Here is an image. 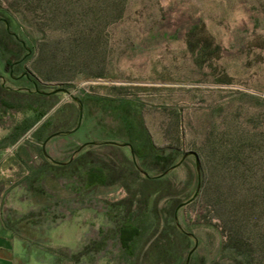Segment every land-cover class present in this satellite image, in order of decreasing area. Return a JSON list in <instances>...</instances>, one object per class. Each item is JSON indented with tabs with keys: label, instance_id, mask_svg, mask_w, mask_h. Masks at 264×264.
Wrapping results in <instances>:
<instances>
[{
	"label": "rangeland",
	"instance_id": "374dc122",
	"mask_svg": "<svg viewBox=\"0 0 264 264\" xmlns=\"http://www.w3.org/2000/svg\"><path fill=\"white\" fill-rule=\"evenodd\" d=\"M1 104L28 139L0 207L32 264H118L106 210L171 166L148 199L175 201L180 233L149 215L133 264H264V0H0ZM50 134L53 158L84 145L107 182L45 167L29 140Z\"/></svg>",
	"mask_w": 264,
	"mask_h": 264
},
{
	"label": "trees",
	"instance_id": "16d2710c",
	"mask_svg": "<svg viewBox=\"0 0 264 264\" xmlns=\"http://www.w3.org/2000/svg\"><path fill=\"white\" fill-rule=\"evenodd\" d=\"M1 105L0 111H5L7 104ZM46 121L43 122L38 128L42 127ZM140 132L144 139L143 142H141L139 148H137V153H139L138 155L142 158L154 155L157 157L160 166H166L169 162V158H172V152H168L166 155H163L161 152L156 154L150 153L145 142L146 133L144 130H140ZM53 135L56 134L43 136L40 137V139L43 141ZM162 150L163 149H160L159 151ZM43 163L45 164V167L48 168L49 166L57 167V165L49 163L46 160ZM109 166H111V164H109ZM58 167H70L69 175H76L78 178L80 176L81 170H83V172L87 174V178L89 177L88 181H91V183L94 185L106 183L109 175L108 164L100 163L96 159V156L92 155L91 152L81 154L69 161L67 164L62 166L58 165ZM164 171L165 170H163L161 173ZM161 173L155 177L146 175L143 178L142 185L139 186V189L135 191V193H133L136 194L135 196L139 195V200L131 196V198L113 202L110 204V208L105 212V216L107 220L111 222V225L107 226L104 231L99 233L101 238L100 243L102 246H104L106 240L111 239L113 243L115 242L117 244L116 256L118 264H133L138 258L139 244L141 246L143 244V242L141 243L143 237H146L144 236L146 230L145 222L149 215L152 216L158 226L160 223L164 224V229L167 230L169 236L172 232L176 234L180 233L179 228L174 225V218L176 209L178 207L177 204H175V201L170 200L167 202L168 205L160 210H157L155 208V203L152 202L150 205L148 199L149 195L152 193H157L161 190L164 183L163 179L165 177L164 174ZM149 186L153 187L149 192H147V187ZM161 237H163L162 234ZM158 241L160 243L162 240L158 239Z\"/></svg>",
	"mask_w": 264,
	"mask_h": 264
},
{
	"label": "crops",
	"instance_id": "0c3cea01",
	"mask_svg": "<svg viewBox=\"0 0 264 264\" xmlns=\"http://www.w3.org/2000/svg\"><path fill=\"white\" fill-rule=\"evenodd\" d=\"M11 109L12 106L7 104L5 111H0V174L6 171L7 174L5 175L7 177H11L10 172L15 171L17 165L19 166L22 154L24 153V147H26L24 141L28 139L23 135L16 137V123L14 120L12 122L7 120L6 122V119H9L10 117ZM35 126L32 125V128ZM52 138L53 136L43 141L40 138H30L31 140H29V142L35 146H40L42 148L41 156L43 162L46 160L49 163L60 166L67 164V160L63 161L53 158L54 155L58 156L60 154H63L66 149L65 144H62V146L60 147V144L57 145V142L52 141ZM69 141V143H77V140ZM50 160H52V162H50ZM23 185L26 189H28V187H26V184ZM5 187H11V190H15L17 187L15 180L8 179ZM29 188H32L30 183ZM2 194L3 193L0 192V196ZM5 216H7L8 218L11 217V220L13 219L11 213H9L8 210L4 211L3 208L0 207V264H32V261L30 259L32 241L27 240L25 236L17 233L15 229L11 228L7 223H5V221H7V218ZM38 251L40 253L47 254V251L41 250V248H39ZM47 259L48 258L45 259V264H48ZM52 262L54 263V261Z\"/></svg>",
	"mask_w": 264,
	"mask_h": 264
},
{
	"label": "flooded vegetation",
	"instance_id": "af4514ba",
	"mask_svg": "<svg viewBox=\"0 0 264 264\" xmlns=\"http://www.w3.org/2000/svg\"><path fill=\"white\" fill-rule=\"evenodd\" d=\"M78 122H79V119H78ZM77 122V123H78ZM80 127V126H79ZM78 127V128H79ZM77 130V129H76ZM74 132V131H73ZM57 135V134H56ZM52 137V136H51ZM50 138V137H49ZM48 139V138H47ZM107 144H111V145H116V146H128L129 148H130V151L133 153V149L131 148V144L129 143V142H127V141H125V142H123V143H118V142H116V141H110V140H108V141H105ZM85 143V142H84ZM105 144V143H104ZM84 146V145H83ZM83 146H78L77 147V149L76 150H74V154H72V156L70 157V160L69 161H71L72 159H74L75 158V155H76V153L77 152H79L82 148H83ZM79 155V154H78ZM68 161V162H69Z\"/></svg>",
	"mask_w": 264,
	"mask_h": 264
},
{
	"label": "water",
	"instance_id": "95a60500",
	"mask_svg": "<svg viewBox=\"0 0 264 264\" xmlns=\"http://www.w3.org/2000/svg\"><path fill=\"white\" fill-rule=\"evenodd\" d=\"M56 106H58V105H56ZM79 125H80V120H79V122L76 124L75 127L71 128V129H68V130H65V131H63L62 133H64V134H70V133H72L73 131H75V130L79 127ZM173 167H174V166H171V167L167 168L162 174H166V173H168ZM143 174L146 175V172L143 171ZM193 249H194V248H192V249L190 250L188 256H189L190 253L193 251ZM187 259H188V258H187Z\"/></svg>",
	"mask_w": 264,
	"mask_h": 264
}]
</instances>
